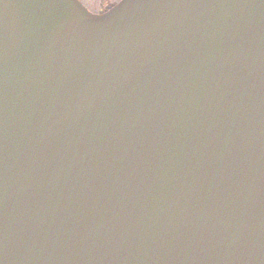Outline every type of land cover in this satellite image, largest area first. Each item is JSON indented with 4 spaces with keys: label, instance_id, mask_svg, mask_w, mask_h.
I'll list each match as a JSON object with an SVG mask.
<instances>
[{
    "label": "water",
    "instance_id": "1",
    "mask_svg": "<svg viewBox=\"0 0 264 264\" xmlns=\"http://www.w3.org/2000/svg\"><path fill=\"white\" fill-rule=\"evenodd\" d=\"M0 264H264V0H0Z\"/></svg>",
    "mask_w": 264,
    "mask_h": 264
},
{
    "label": "flooded vegetation",
    "instance_id": "2",
    "mask_svg": "<svg viewBox=\"0 0 264 264\" xmlns=\"http://www.w3.org/2000/svg\"><path fill=\"white\" fill-rule=\"evenodd\" d=\"M88 11L94 14H102L106 12L107 10L111 9L113 6L118 4L121 0H107L104 3L99 2V7L96 9L90 8L89 5L86 4L85 0H78Z\"/></svg>",
    "mask_w": 264,
    "mask_h": 264
},
{
    "label": "rangeland",
    "instance_id": "3",
    "mask_svg": "<svg viewBox=\"0 0 264 264\" xmlns=\"http://www.w3.org/2000/svg\"><path fill=\"white\" fill-rule=\"evenodd\" d=\"M105 1H107V0H85L86 4L89 5L90 8H92V9L98 8L99 2L101 4V3H104Z\"/></svg>",
    "mask_w": 264,
    "mask_h": 264
}]
</instances>
